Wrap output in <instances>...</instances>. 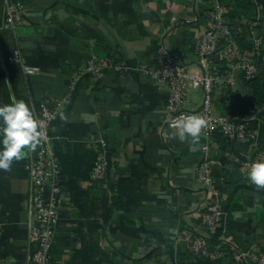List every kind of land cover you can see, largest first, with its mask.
<instances>
[{"label":"crops","instance_id":"crops-1","mask_svg":"<svg viewBox=\"0 0 264 264\" xmlns=\"http://www.w3.org/2000/svg\"><path fill=\"white\" fill-rule=\"evenodd\" d=\"M9 3L23 8L14 26L6 20ZM214 4L226 8L243 46L264 39V0H0V104L23 99L35 116L41 103L59 107L52 145L61 203L52 264H239L230 246L227 257L211 259L183 241L188 230L208 235L209 205L224 218L215 243L224 238L243 251H264V189L240 168L257 148L215 134L214 187H203L194 171L208 141L200 134L193 151L190 138L179 139L167 125V89L146 71L163 47L198 73L195 49ZM92 57H111L124 70L94 78L86 70ZM258 68L263 78L264 64ZM235 79L234 88L215 89L217 114L250 111L252 90L242 72ZM203 100V91L191 88L187 108L199 109ZM259 118L264 159V114ZM36 152L26 150L10 170H0V264H32L29 166ZM104 153L111 168L94 179Z\"/></svg>","mask_w":264,"mask_h":264},{"label":"built area","instance_id":"built-area-1","mask_svg":"<svg viewBox=\"0 0 264 264\" xmlns=\"http://www.w3.org/2000/svg\"><path fill=\"white\" fill-rule=\"evenodd\" d=\"M23 8L19 4L9 3L6 9V20L9 24L23 21ZM232 30L227 20V10L220 4H214L210 12L207 29L198 40L195 54L198 57L200 71L192 74L189 68L180 63L174 56L162 47L157 56V63L146 71L152 79L167 89L165 113L167 125L179 134V129L173 126V121L182 115L196 114L203 116L208 124L202 129L201 135L208 144L204 147V157L194 171L196 180L208 189L214 187V166L216 162L209 155L210 143L215 134H221L233 142H248L257 148L255 154L247 157L240 165L247 174L251 164L262 159L263 149L259 146V126L264 114V104L251 103L247 115L229 112L217 114L214 106V92L217 87L227 91L236 85L235 73H243L245 81L250 83L259 74V63L264 64V39L254 37L250 46H243ZM123 71L124 66L115 59L92 57L86 67L92 77H100L106 70ZM27 73H38L39 69L25 67ZM201 89L204 100L199 109L187 108L188 92L190 89ZM59 107L51 102L40 104L36 118L40 122L41 138L37 152L29 166V178L32 189L29 194V240L35 250L32 264H52L51 249L54 243L55 228L58 222L61 203L60 164L52 145V127L58 117ZM105 146V142L99 141ZM111 168L107 156L100 154L93 169L94 179H102ZM192 216V215H190ZM223 212L216 205H209L203 214V224L208 235L195 234L188 230L182 236L190 250L202 257L215 259L227 257L229 249L239 264H264V251L252 247L247 251L241 250L236 244L228 243L220 238L215 243L212 238L223 222ZM230 246L228 249L227 246Z\"/></svg>","mask_w":264,"mask_h":264},{"label":"clouds","instance_id":"clouds-1","mask_svg":"<svg viewBox=\"0 0 264 264\" xmlns=\"http://www.w3.org/2000/svg\"><path fill=\"white\" fill-rule=\"evenodd\" d=\"M207 120L196 114L182 115L173 126L179 129V139H191V150L196 151L202 129ZM40 122L23 99L0 104V170H10L14 161L24 158L26 150H35L40 143ZM248 180L264 189V159L255 160L247 171Z\"/></svg>","mask_w":264,"mask_h":264},{"label":"trees","instance_id":"trees-1","mask_svg":"<svg viewBox=\"0 0 264 264\" xmlns=\"http://www.w3.org/2000/svg\"><path fill=\"white\" fill-rule=\"evenodd\" d=\"M252 90L253 100L256 103L264 104V77L255 78L251 83L250 87ZM233 264V262H232Z\"/></svg>","mask_w":264,"mask_h":264}]
</instances>
